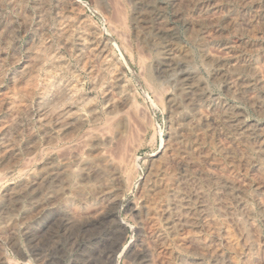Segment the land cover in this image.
<instances>
[{
  "label": "bare ground",
  "instance_id": "bare-ground-1",
  "mask_svg": "<svg viewBox=\"0 0 264 264\" xmlns=\"http://www.w3.org/2000/svg\"><path fill=\"white\" fill-rule=\"evenodd\" d=\"M129 1L131 3V0ZM179 2L181 3V0H172L171 4ZM56 3H58V5L56 4L57 12L54 11L57 13L54 15H57L56 21L58 22V33H56L59 36L61 46L65 49L68 48V34L72 33H68L70 25L73 23L80 25H75L77 35L74 37H77L76 42L78 43L76 54L81 62L86 63L88 77L89 74L93 77V80L90 78L92 80V87L89 85L91 89L101 90L104 109L102 113L99 112L94 103V95L92 96L94 98H91V96L79 93L78 88L80 87L78 85L82 75L79 77L80 79L74 76L78 72L76 74L75 72L73 73L71 71L72 68L70 69L69 66H66L62 60L61 56L64 54L61 55L60 51L58 52L59 49L57 50L50 42H46L47 39L45 40L43 37L44 29L36 33L37 36L34 40H31L33 36L30 37L32 41L30 43V55L32 58L30 57L24 65H21L22 69L20 71L17 69L19 71L17 73L18 76L14 78L13 82L11 81L13 87L10 85L13 91L7 93H1L3 90L0 91V105L10 114L5 126L3 127L4 124L0 125L1 128L3 127L2 138L0 139V228L4 230L12 231L11 228L13 229L16 226L18 219L31 218L33 214L41 213L48 206L58 204L64 198L77 195H81L79 200H82L81 203L83 204H87L91 200L95 201L96 204L94 205H96L97 212L103 209L104 204L116 207L120 202L119 200H121V196L126 191H129L127 189L132 186V182L128 179L130 177L127 175L129 173L127 170H130L128 167L131 160H133L132 157L135 152L133 141H135L136 137L139 138L146 132L145 127L147 124L144 125L143 123L145 122L143 118H145L144 113L146 112L137 113L135 111L136 107L133 108V88L130 87L126 81L127 79H125L127 65L123 64L124 62L120 64L116 61L111 53L109 39L98 38L97 32H100L99 30H96V32L89 29L88 26H83L82 23H79L82 17L74 16V12L77 9L73 2L68 1V5L61 2ZM132 3L136 8L134 22L142 34L145 35L148 31H154L155 34L165 35L168 32L163 27L165 25H160V20L159 23L157 21V26H150L148 20H150L151 11H153L150 2L132 0ZM8 5L14 8L13 10L19 9L17 10L18 19L21 18L20 20H23L27 17L24 16V11L21 12L23 9L21 10L19 7L20 0H10ZM176 6L179 7L180 4ZM42 7H45V5ZM139 7L143 9L139 10ZM13 14H15V11ZM15 18L17 17L15 16ZM181 18H184V16ZM226 18L231 21L229 16ZM118 20L120 21V18ZM42 24H40V28H42ZM9 25H12V23H9ZM14 27L0 25V66L5 57H7L6 49L1 46V41L4 40L2 34L8 36ZM124 37L122 38L123 40ZM8 39L10 40V38ZM128 48H125V53L126 51L133 52L131 46H128ZM210 51H212V48ZM223 55L219 59L222 61L221 65H225L228 68L224 73L221 72L227 88L233 90V96L238 101L240 100L246 106L264 114V79L260 75H256L254 78L251 76L252 79L243 78V75H241L243 72L240 73L236 68L234 57L228 53ZM40 71L44 72L43 84L39 88L36 111L30 112L32 109L29 110V107L27 108L26 102L27 98L29 99L33 95V90L40 85L39 82V84H35V78H38ZM140 75L143 76V74ZM12 76L15 77L14 75ZM196 76L192 74L182 75L184 79L181 86L178 85L181 87L178 90L181 91V96L185 98L186 103L183 100V104H186L187 108H183L184 111H182L178 127H176L173 135L162 143L161 151L156 155H150V158L146 161L147 169L138 182L137 197L134 199L135 201H130L131 203L126 206L128 207L126 209L137 217L140 232L144 236L155 234L161 237L165 230L167 231L171 240L167 239L170 242L164 246L165 255H174L179 259L185 253L192 254L196 258V262L191 264H251V262L249 263L250 259H248L250 247L255 245V248L257 244H247L246 241L248 239L245 241L247 238L245 235L247 232H250L249 234L256 232L253 222L257 215L250 206L253 198L251 199L247 195L248 184L244 180L235 179V170L243 173L251 170L254 174L252 176L256 175L259 177L260 182L258 187L256 185L257 193L254 195V199H259L261 195L264 196V122L248 120L245 111L238 106L230 104V101L227 102L225 100L226 97L222 99L219 95L218 97L215 95V98L211 96V94L207 93L204 82L197 79L200 76L197 78ZM214 76L220 75L216 74ZM46 89L50 91L48 98L44 96ZM168 101V108L176 110L175 99L170 98ZM179 109L181 110V108ZM21 115L25 116L24 122L18 119ZM31 120H34L40 128L41 138L37 140V138L29 134L31 135V142L26 146L23 157L17 153L18 151L16 152L15 141L17 142V140L15 139L24 127H26L27 133H30L29 129L31 127H29V124L32 122ZM81 132L83 133L80 134ZM134 136L135 139L133 138ZM206 143L213 144L211 147L214 146V151L216 150L222 155L221 157L224 158L225 164H221L218 161L219 159L216 160L211 151L205 148ZM137 147H139V144L135 148ZM41 152L45 154L44 158L43 156L39 157ZM177 168L182 170L180 171L181 174L176 171ZM31 169L32 172L27 180L19 184L8 182L17 172L27 173ZM26 176L25 178L28 177ZM258 199L257 202L259 201ZM24 203H27V207L30 209L26 212L24 218H20L18 212L21 208H24ZM259 216L264 223V206L260 207ZM115 220L116 227L121 229L123 221L118 218H115ZM70 221L72 220L70 219ZM68 227L69 218L67 217L60 229L65 233ZM68 231L70 230L68 229ZM27 232L24 231V233ZM143 249L144 241L140 240L136 244V251H142ZM34 255L38 261H44L45 259L41 253ZM124 255H126L125 248H119L114 254H108L106 258L110 259L114 264H118L119 259ZM261 258V264H264V256ZM161 259L159 264L167 263V257L164 258L165 260L163 259L164 262H161ZM184 260L180 259L177 264H190L187 263L188 260ZM11 263H13L11 260L10 262L5 259L0 261V264ZM139 264L152 263L142 260Z\"/></svg>",
  "mask_w": 264,
  "mask_h": 264
},
{
  "label": "rangeland",
  "instance_id": "rangeland-1",
  "mask_svg": "<svg viewBox=\"0 0 264 264\" xmlns=\"http://www.w3.org/2000/svg\"><path fill=\"white\" fill-rule=\"evenodd\" d=\"M68 1L73 2L74 5L76 6L77 10H75L74 16L82 17L79 23H82L83 26H88L89 29L95 31L99 30L100 32L96 31L98 34L97 35L98 38L109 39L110 42L109 46L111 48V53L116 59V61H118L120 64L124 62L123 64L127 65L126 67L127 73L125 72V79H127L126 81L130 85V87L133 88L132 90V94H133L132 97L134 100L133 108L136 107V110L135 109L134 110L137 113H141V112L143 113L144 111L146 112L144 113L145 118H143V121H145L143 122L144 125L147 124L145 127L146 129L145 134L143 136H140L141 137V138L139 137L140 139L138 137H136L135 139L136 135L133 137L135 139V141H133L135 156L133 155L132 157L133 160H131V163L128 167L130 168V170L129 169L127 170L129 172V173L127 172L128 173L127 175L128 177H130L128 179H130V181L132 182V186L129 187V189H127L129 191H126L121 196L120 198L121 200H119L120 202L116 205V207L106 206L104 204L105 206L103 205V209L100 211L98 210L97 212L96 205H94L96 204L95 201L91 200L87 204H83L81 203L82 200L81 201L79 200L81 198V195H77L70 198H64L58 204L52 206L50 205L51 207L48 206V208L45 209L46 211L45 210L42 211L43 213L41 212L39 214H33L31 218L27 217V219L25 218L24 220L18 219L16 226L13 228L14 232L12 228H11L12 231L4 230L0 228V261L5 259L10 262L11 260L13 262L11 264H16V262H18L17 264H38L39 262H40L39 264L41 263L42 264H57V263L58 264H73V263L74 264H114V262L106 258L107 255L114 254V252H116L119 248H125L126 255L122 256L123 258L121 257L119 259L118 264H139L142 260L143 261L146 260L152 264L155 263L159 264L160 259L161 258L164 259L165 257H167L166 264H177L178 261H180V259L183 260L186 259L188 260L187 263L190 264L196 262V258L192 254H188V253L183 254L179 259L176 258L174 255L173 256L165 255L166 253L164 246L166 244H169L170 242L169 240H171V237L167 233V231L165 230L163 236L161 237L160 235L157 236L155 234H152L151 236L150 235L144 236L140 232L137 217H135L134 213H131L129 210H127L128 207L126 206H129V204L137 197L136 196L137 185L139 180L146 173V169H147L145 164L146 161L150 158V155L151 156L156 155L161 151L163 146L162 143L169 136L173 135L182 117V111H184V109L187 108V105L183 104L186 100L184 97L181 96V91H179L181 88L180 86L182 84V81L184 79L182 75L185 76L187 74H192L196 76V74H198L196 78L200 76L197 79L204 82L205 89L207 93L211 94V96L215 98L216 96L218 97L219 95V97H221L222 99L226 97L225 100L227 102L230 101L229 102L230 104L238 106L245 111L246 118L248 120L251 121L258 120L264 122V114L255 111L249 106H246L244 102L240 100L238 101L236 97L233 96L234 95L233 90L232 89L229 90V88H227V86L224 83L225 79L222 77L221 74H223L228 68L225 65H221L222 61H220L219 59L220 56L222 57L224 52L225 54L228 53L229 55L233 56L234 59L236 60L235 62L236 68L240 73L243 72L241 74L243 75L242 76L243 78L252 79L256 75H260L262 79H264V75H263L264 74V18H263L264 0H217V1L216 0H183V1L181 0V3L179 2L173 5L171 4L172 0H168L169 2L167 0H146L150 2V6L153 9V11H151V14L149 16L150 20H148V22H150V26L151 27L157 26V21L159 23L160 20V25L161 24L165 25L163 27H165L168 30V32H166L165 35L155 34L154 31H148L147 33H145V35L140 32V30L137 28L134 22L135 21L134 14L136 12V8L133 5L132 0L131 3L129 0H117V1L116 0H82V1L81 0H60V1L59 0H20L19 7L21 8V10L23 9L22 11L21 10L20 11L21 12L24 11L23 12L25 14L24 16H27L26 17L27 19L22 18L23 20H20L21 18L18 19L17 10L19 9L13 10L14 8L8 5V3H10V0L9 1L0 0V8H1L0 25L15 26L14 27L15 29L13 28L11 31L12 33L10 32L8 36L7 35L4 36V34H2L4 40L1 41V46L4 49H6L5 53L7 57H5V60L2 62L0 66L1 67L0 91L3 90L1 91V93L3 92L7 93L13 91L12 82L14 78L18 76L17 73L22 69L21 65L22 64L24 65V63L30 57L32 58V56L30 55L31 53L30 43L32 42L31 40L35 39V37L37 36L36 33L44 29L43 37L45 40L47 39L46 42L48 43L50 42L54 47L57 48V50L59 49L58 52L60 51L59 53L61 55L64 54L61 57L65 65L69 66L70 69L72 68L71 71L73 73L75 72L76 74V72H78L76 75H74L76 78L78 79L82 78L79 80L80 82V84L78 85L80 87L78 88L79 93L81 92L80 94H86L88 96H91V98L95 97L94 103L96 104L99 112L101 113L103 112L104 102H102L103 101L102 92L101 90L98 89H93V90L91 89L92 87L91 81L93 80L92 79L93 77H91L90 74L88 77L86 63L84 62L85 63L84 65L83 61L81 62L80 58L76 54V51L78 49V45H77L78 43L76 42L77 37L74 36L77 35L76 26H80V25L76 23L70 25L71 27L69 28L68 33L69 32L72 33L70 35L68 34V48L66 49L61 46L59 36L57 35L58 33L57 30L58 22L56 21L57 15H54L57 14L54 12L57 10L58 3L56 2H61L68 5ZM153 3L156 6L152 5ZM179 4H180L179 7L176 6ZM44 5L45 7H42ZM41 7L46 9V11H44V9H42ZM156 8L157 10H155ZM138 9L142 10L143 8L139 7ZM158 9L160 10L158 11ZM14 11L15 14H13ZM50 11L51 13H49ZM15 16L17 18H15ZM183 16L184 18H181ZM227 16H229L231 21L227 20L226 18ZM119 18L120 21L118 20ZM152 19L154 22L152 21ZM9 23H12V25H9ZM44 23L46 27L44 26ZM40 24H42L41 25L42 28H40ZM23 26H26L27 28ZM37 27H39L40 29ZM34 29H36L37 31ZM122 33L125 34L123 35ZM12 34L13 36H11ZM6 36L7 38H10L11 41L9 39L7 40ZM30 37H32L31 40ZM123 37L124 40L126 41L122 39ZM70 40L72 41L70 42ZM115 46H117L118 49L115 48ZM128 46L132 47L133 52L130 51H126V53L124 52L125 48H128ZM211 48L212 51H210ZM128 52L131 54L129 55ZM11 58L14 60L12 61ZM161 61L165 62L166 64ZM140 64L142 65L140 66ZM78 66L79 68L81 67L80 70ZM82 68L84 69L82 70ZM43 73H44L43 71H40L38 74L39 76L37 75L38 78H35L36 79L35 84L39 82L40 85L33 90V95H31L29 99L27 98V102H26L27 108L29 107L28 108L29 110L32 109L30 112L36 111L37 97L40 92L39 88L43 84ZM140 74H143V76ZM216 74L217 75L219 74L220 76H214ZM12 75H14L15 77H13ZM142 77H144L145 79L144 78L142 79ZM181 77L182 79L180 80ZM10 85L12 87H10ZM47 91L48 90L46 89L44 95L46 98H48L50 95V91L46 93ZM98 91L101 93V95ZM93 95L94 97H92ZM170 98L175 99L176 110L172 109L173 110L172 111L170 108H168L169 107L168 100ZM179 108H181V110ZM139 109L142 111H140ZM9 118H10V114L6 112L3 106L0 105V125L2 126L4 124L3 125L4 127L5 123L9 120ZM178 118L179 120H177ZM18 119L19 120L21 119L24 122L25 116L21 115L20 118ZM31 121L32 122L29 124V127H31L29 129L30 133H27L26 127H24V129L21 130L23 132L20 131V133L17 135L15 139L17 140V142L15 141V144L16 145L18 144L17 146L15 145L16 152L18 151L17 153H19L23 157L25 154L26 146L31 142V135L37 138V140L41 138L40 128L37 126L34 120ZM2 128L0 127V139L2 138L1 135L3 132ZM25 132L28 135L31 134L29 135L30 137ZM82 133L83 132H81L80 134ZM137 143L139 144V147L135 148L136 146H138ZM212 145L213 144L210 145V143H206L205 148L211 151V153L213 154L216 160L219 159L218 161H220L221 164H225L224 158L221 157L222 155L216 152V150L214 151V146L211 147ZM42 156L43 158L45 156L43 152L40 153L39 157ZM176 171L177 172L179 171V173L181 174L180 171L182 170L177 168ZM31 172L32 169L29 172H27L28 177L26 176L27 173L17 172L12 178L9 179L8 182L13 184H19L20 182L27 180ZM240 172L241 171L239 170H235V176H236L235 179L244 180L248 184L247 195L251 199L253 198L252 199L253 201L250 203V206L257 215V217L253 222L256 232L253 234H249L250 232L249 233L247 232L245 235V237L247 238L245 239L244 237L245 241L248 239L246 241L247 244L249 245L254 243L257 244L256 245L257 248L256 247L254 248L255 245H251L252 249L250 247L248 259H250L249 263L251 262V264H261V259H262L261 257L264 256V223L262 221V218L259 216V211H260V207L264 206V196L261 195L259 199L258 198L254 199V195L257 193V187L259 185L260 178L257 177L256 175L252 176L254 174L251 170H248V172H246L247 174ZM25 176L27 178H25ZM0 190H1V186H0ZM257 199L259 200L258 202ZM74 200H75V205H74ZM27 206H28L27 203H24L23 205L24 208H21V210H19L18 216L20 215L19 216L20 218H24L26 212L29 211L30 208ZM108 207L109 208L112 207V208L109 209ZM67 217L69 218L68 229L70 231H68L67 229V231L63 233V231L60 228L62 226L63 221H65ZM115 218H118L119 220L123 221L122 224L123 228L121 227L120 229L116 227V224L114 223L116 221ZM70 219L72 221H70ZM19 222L20 224H18ZM70 222L72 223V225ZM114 225L116 228L114 227ZM22 230L26 232L28 231L27 232L28 234L24 233V231L21 232ZM10 234L11 235L13 234V236H11ZM34 235L36 236L34 237ZM72 237L74 238V240H72L73 239ZM163 237L165 238V240ZM56 239H58L59 241L58 240L56 241ZM140 240L142 242L144 241V249L142 251H138V250L136 251V244H138ZM162 249L164 252L162 251ZM44 251L46 252L43 253ZM39 253H41L45 257L44 261L41 260L42 262L38 261L37 257L34 255V254L37 255ZM163 259H161V262L162 261L164 262L165 259L164 260Z\"/></svg>",
  "mask_w": 264,
  "mask_h": 264
}]
</instances>
